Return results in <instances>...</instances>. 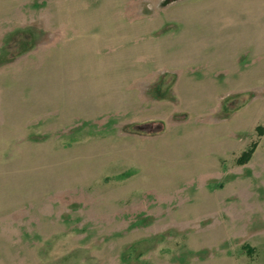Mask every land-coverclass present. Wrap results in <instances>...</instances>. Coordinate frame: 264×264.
Instances as JSON below:
<instances>
[{"label": "rangeland", "instance_id": "rangeland-1", "mask_svg": "<svg viewBox=\"0 0 264 264\" xmlns=\"http://www.w3.org/2000/svg\"><path fill=\"white\" fill-rule=\"evenodd\" d=\"M0 264H264V0H0Z\"/></svg>", "mask_w": 264, "mask_h": 264}, {"label": "trees", "instance_id": "trees-1", "mask_svg": "<svg viewBox=\"0 0 264 264\" xmlns=\"http://www.w3.org/2000/svg\"><path fill=\"white\" fill-rule=\"evenodd\" d=\"M253 149H254V147H251L249 150H247V151H245V152H242V153L240 154L239 158L237 159L238 163L241 164V163L246 162V161L249 159V157H250V155H251ZM247 251L250 252L251 249H250V248H247Z\"/></svg>", "mask_w": 264, "mask_h": 264}]
</instances>
